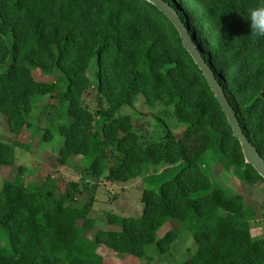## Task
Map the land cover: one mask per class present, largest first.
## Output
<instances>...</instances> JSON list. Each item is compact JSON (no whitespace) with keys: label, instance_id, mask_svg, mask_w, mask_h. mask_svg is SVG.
Returning a JSON list of instances; mask_svg holds the SVG:
<instances>
[{"label":"trees","instance_id":"obj_1","mask_svg":"<svg viewBox=\"0 0 264 264\" xmlns=\"http://www.w3.org/2000/svg\"><path fill=\"white\" fill-rule=\"evenodd\" d=\"M166 1L264 160V38L246 20L256 0ZM93 86L98 100L91 110L84 96ZM46 96L55 104L39 142L61 139L56 169L79 157L80 173L111 183L149 175L150 167L154 174L164 165L178 168L157 190H143L139 216L108 213V227L100 229L91 204L77 202L79 181H68L60 193L25 181L28 169L16 163L15 147L29 150L22 139L37 127L36 103ZM140 97L168 108L185 126L181 137L166 128L161 140L143 141L134 117L120 114ZM1 115L13 140L0 141V166L10 169L0 188V264H102V247L141 259L153 243L163 255L185 230L195 250L182 264H264V237L251 233V220L262 219L264 196L258 210L247 199L264 178L245 162L176 28L150 2L0 0ZM208 151L241 188L231 193L201 171Z\"/></svg>","mask_w":264,"mask_h":264},{"label":"rangeland","instance_id":"obj_2","mask_svg":"<svg viewBox=\"0 0 264 264\" xmlns=\"http://www.w3.org/2000/svg\"><path fill=\"white\" fill-rule=\"evenodd\" d=\"M3 69V68H2ZM94 64L91 65L89 75H92L94 84L96 78L93 77ZM44 81L52 80L50 76L41 77ZM98 95L94 86L84 96V101L89 108L95 109ZM35 110L34 121L37 127L31 128L23 136V142L28 145L29 150L15 147L16 163L26 166L28 169L24 175L25 181L34 180L41 183L56 193L62 192L68 181H79L81 184L80 192L77 195L79 205L85 203L91 204L90 216L96 220L97 228H106L105 222L108 213H114L124 216H139L143 204L141 194L146 188L158 189L160 183L172 177L178 168L168 167L167 165L159 167L157 173H152L151 167L148 174L137 177L127 182H107L103 177L94 178L89 175L80 173L82 169L80 158H75L74 162L68 167H59L56 169L54 156L61 145L60 138H54L51 142H39L43 128L49 124L52 115V105L54 99L50 96L43 97L38 101ZM103 104H105L103 102ZM169 109L163 105H146L140 97L133 106H125L120 114H129L134 117L135 130L142 135L144 140H161L166 128L174 131L175 136L181 137L184 131V124L177 122L168 116ZM13 135L10 133L6 117H0V141L11 144ZM216 156L212 151H208L201 161V171L209 175L216 183L223 187H230L229 192L234 193L241 188L240 181L230 172L222 171L217 167ZM212 168V169H211ZM9 167L0 166V188L9 174ZM152 173V174H151ZM82 180L84 182H82ZM87 182V183H85ZM86 184V188L84 187ZM264 196V185L256 189L247 197L251 205L259 209ZM251 206L248 212H251ZM259 214V211H258ZM253 233L256 228L264 232V225L261 220L253 218L251 220ZM167 225L164 226V228ZM110 228H114L110 226ZM164 229L161 228L159 234L162 235ZM195 243L190 233L185 230L179 235L178 241L175 242L170 252L161 254L155 243L146 246V257L135 258L134 256L122 253H115L107 248H99L98 252L103 256L102 264H182L189 256L194 253Z\"/></svg>","mask_w":264,"mask_h":264},{"label":"water","instance_id":"obj_3","mask_svg":"<svg viewBox=\"0 0 264 264\" xmlns=\"http://www.w3.org/2000/svg\"><path fill=\"white\" fill-rule=\"evenodd\" d=\"M146 1L150 2L159 11H161L176 28L184 49L189 53L195 64L201 70L214 96L218 100L222 111L232 129L234 137H236L240 143L245 162L252 165L258 174L264 178V160L245 135L237 118L236 112L229 102L221 83L217 80L214 71L203 57L202 52L195 43L194 37L190 33L188 26L183 22L178 11L166 0Z\"/></svg>","mask_w":264,"mask_h":264},{"label":"clouds","instance_id":"obj_4","mask_svg":"<svg viewBox=\"0 0 264 264\" xmlns=\"http://www.w3.org/2000/svg\"><path fill=\"white\" fill-rule=\"evenodd\" d=\"M246 20L249 21L250 32L264 38V0H256V3L247 12Z\"/></svg>","mask_w":264,"mask_h":264},{"label":"crops","instance_id":"obj_5","mask_svg":"<svg viewBox=\"0 0 264 264\" xmlns=\"http://www.w3.org/2000/svg\"><path fill=\"white\" fill-rule=\"evenodd\" d=\"M261 222H262V221H261ZM253 231H254V229L251 228V233H252V235H253L255 238H262V237H264V232H263L261 229L256 228V233H253Z\"/></svg>","mask_w":264,"mask_h":264},{"label":"built area","instance_id":"obj_6","mask_svg":"<svg viewBox=\"0 0 264 264\" xmlns=\"http://www.w3.org/2000/svg\"><path fill=\"white\" fill-rule=\"evenodd\" d=\"M262 222H263V225H264V210H263V213H262Z\"/></svg>","mask_w":264,"mask_h":264}]
</instances>
